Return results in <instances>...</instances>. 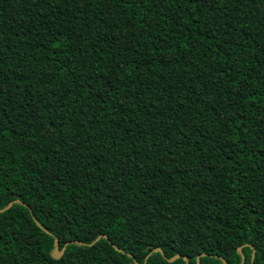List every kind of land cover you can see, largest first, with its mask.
Listing matches in <instances>:
<instances>
[{"label": "trees", "instance_id": "16d2710c", "mask_svg": "<svg viewBox=\"0 0 264 264\" xmlns=\"http://www.w3.org/2000/svg\"><path fill=\"white\" fill-rule=\"evenodd\" d=\"M12 201L0 264H264V0H0Z\"/></svg>", "mask_w": 264, "mask_h": 264}, {"label": "water", "instance_id": "95a60500", "mask_svg": "<svg viewBox=\"0 0 264 264\" xmlns=\"http://www.w3.org/2000/svg\"><path fill=\"white\" fill-rule=\"evenodd\" d=\"M13 203H14V201L10 202V203H9L4 209L0 210V212H4V211H6L7 209H9L10 206H11ZM35 222L37 223L36 220H35ZM39 227H40L41 229L44 230V228H43L41 225H39ZM105 238H106V237H105ZM67 244H69V243H66V244L62 247V249L59 250L58 240L55 239V250H54V253H55V257H56V258H59V257L62 256V254H63V252H64V249H65V246H66ZM80 244H82V243H80ZM153 252H159L160 254H163L162 251H161V249L158 248V249H154V250H152V251L147 255V257H148L151 253H153ZM238 252H239V254H240V256H241V264H243L244 261H245V258H244L243 254H242V252H241V248H238ZM129 256L133 259V257H132L131 255H129ZM202 256H204V255H202ZM177 258H179L178 255L175 256V257H173V258H171V259H168V262H172V261H174V260L177 259ZM217 258H218V257H217ZM218 259H220V260L222 261L223 264H226V262H225L222 258H218ZM183 260L185 261V264H188V259H187L186 257H184ZM198 260H199V257H197V264H199V261H198ZM134 262H135V264H138L136 261H134Z\"/></svg>", "mask_w": 264, "mask_h": 264}]
</instances>
